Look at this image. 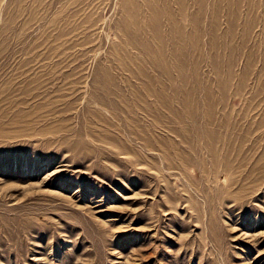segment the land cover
I'll use <instances>...</instances> for the list:
<instances>
[{"label":"rangeland","instance_id":"obj_1","mask_svg":"<svg viewBox=\"0 0 264 264\" xmlns=\"http://www.w3.org/2000/svg\"><path fill=\"white\" fill-rule=\"evenodd\" d=\"M0 264H264V0H0Z\"/></svg>","mask_w":264,"mask_h":264}]
</instances>
